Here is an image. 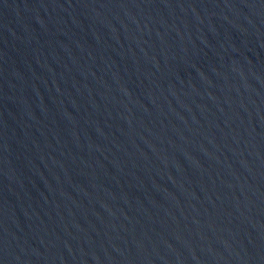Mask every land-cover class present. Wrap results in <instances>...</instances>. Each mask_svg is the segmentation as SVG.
I'll return each mask as SVG.
<instances>
[{
    "label": "water",
    "instance_id": "1",
    "mask_svg": "<svg viewBox=\"0 0 264 264\" xmlns=\"http://www.w3.org/2000/svg\"><path fill=\"white\" fill-rule=\"evenodd\" d=\"M0 264H264V0H0Z\"/></svg>",
    "mask_w": 264,
    "mask_h": 264
}]
</instances>
